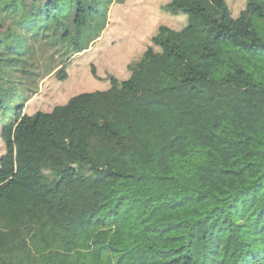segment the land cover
<instances>
[{"label":"trees","instance_id":"obj_1","mask_svg":"<svg viewBox=\"0 0 264 264\" xmlns=\"http://www.w3.org/2000/svg\"><path fill=\"white\" fill-rule=\"evenodd\" d=\"M115 2L0 0V264H264V0H170L128 78L24 112Z\"/></svg>","mask_w":264,"mask_h":264},{"label":"rangeland","instance_id":"obj_2","mask_svg":"<svg viewBox=\"0 0 264 264\" xmlns=\"http://www.w3.org/2000/svg\"><path fill=\"white\" fill-rule=\"evenodd\" d=\"M170 0H125L112 4L109 24L102 37L86 51L74 55L67 64V77L61 79L56 73L42 79L37 92L26 102L25 113L39 110L51 111L65 104L79 93L91 92L110 86L109 76L119 79L130 76L128 65L137 61L151 43L161 25L180 29L186 23L184 15H173L165 6ZM233 17H237L246 0H226ZM96 69L97 78L92 73ZM11 116H15L12 114ZM0 157L5 153L1 139Z\"/></svg>","mask_w":264,"mask_h":264}]
</instances>
